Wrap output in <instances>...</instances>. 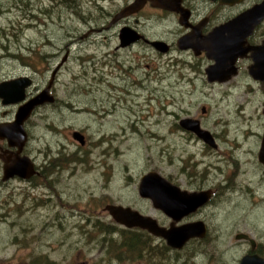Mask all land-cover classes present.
Returning a JSON list of instances; mask_svg holds the SVG:
<instances>
[{
    "label": "rangeland",
    "instance_id": "1",
    "mask_svg": "<svg viewBox=\"0 0 264 264\" xmlns=\"http://www.w3.org/2000/svg\"><path fill=\"white\" fill-rule=\"evenodd\" d=\"M126 2L0 0V80L34 74L33 91L42 89L70 50L55 84L59 106L42 107L32 128L34 146L55 152L60 147V171L30 184L3 180L0 167V264H162L151 252L159 237H146L152 247L140 259L120 261L106 250V234L95 226L125 227L105 210L107 204L131 206L168 226L171 219L139 195L138 181L152 170L183 188L213 189L212 199L188 219L203 220L206 237L173 251V264H239L252 247L249 239L237 238L240 233L255 239L264 253V163L258 158L264 84L245 71L212 84L197 67L203 63L204 69L206 58L147 48L146 58L129 62L132 77L123 72L116 80L124 81L130 93L112 96L108 67L88 64L86 50L97 54L114 44L110 32L92 29L106 26L109 14ZM150 19L145 22L152 32L173 28L170 20ZM139 48L125 52L132 59L143 55ZM11 109L0 104V122ZM189 117L212 133L216 146L181 127ZM73 130L89 137L85 147L74 142ZM100 139L103 144L97 146Z\"/></svg>",
    "mask_w": 264,
    "mask_h": 264
},
{
    "label": "flooded vegetation",
    "instance_id": "2",
    "mask_svg": "<svg viewBox=\"0 0 264 264\" xmlns=\"http://www.w3.org/2000/svg\"><path fill=\"white\" fill-rule=\"evenodd\" d=\"M133 1L134 0H128V2H126V4L123 7H121L117 12H115L114 14H109V16L107 17L108 22L106 26L104 25L100 27L99 29L98 28L92 29L96 31L110 32L112 40L114 41V44L112 46H108L106 50L103 49L97 52V54L94 52V50H92L91 52L86 50V52H88V55H89L88 59L86 60L88 64L96 65L98 63H101L103 66L108 67L109 70H108L106 77L111 79V82L108 84L107 87L110 89L112 96L115 94V92H119L122 94L130 93V88L124 84V81L122 82V84H120V83H116V80L123 74V72H125L126 76L130 78L132 77V73H131L132 66L129 65V62L131 60L139 62L141 58H146L145 51L147 48L152 50L154 53H159V54H166V53L173 51L174 49L179 50L180 52L190 51L195 56H198L199 58H206L205 60L207 62V66L203 69V63H199L197 67L201 68L202 73L206 76V80L212 84L225 83V82L231 81L237 75H239L240 73H243V71H245L248 75L250 74L249 77L256 83L264 84V80L254 78L249 71V67L252 64L256 63V59L258 56L257 55L258 53L255 51V48L258 47L260 48V50L264 51V18H262L254 26L252 32L246 37L245 47L249 46L251 47V50L244 57H239L237 59L236 66L238 67V73L234 75L231 79L225 82H219V81L211 82L208 80L206 69L214 63V60L210 59L207 56L205 51H202L200 54H196L193 47L183 48L179 46L178 44L181 38L187 36V37H190L188 40V43H190L189 46H196L194 45L195 42H199L200 39L210 36V34L214 31V29L217 26L225 24L229 20L239 16L240 14H242L243 12L249 9H252L256 5L262 4L264 0H172V4L176 10H170V9H166L163 7L154 6L151 1H147L144 7L141 8L139 11L128 14L114 22V19L116 18V16ZM187 12L189 13V15L185 19L184 14ZM152 16L156 17L157 19H159L160 17L161 21L170 20L171 21L170 23H173L172 24L173 28L170 27L168 30H166L165 33H159L157 31L152 32L147 27L146 22H145V20L151 21L152 19L150 18H152ZM182 17L184 18L183 22H182ZM124 28H130L135 32V37H134L135 39L133 38L134 40L127 44H124L122 42V39L120 36L121 31ZM158 41L164 42L168 45L167 51L163 52L154 45V43ZM141 46H143L144 48L143 47L141 48ZM133 47H140L139 49L144 51L143 55L140 56L139 53L134 54L132 55V59H131L129 57V54H127V52L125 51ZM69 56H70V50L67 49L65 50L63 57L59 61H57L56 64L54 65L51 71V76L49 75L50 80L45 86L42 87V89L36 88L35 91H33V88L35 86L34 74L30 75V74L24 73V74H18V75H10L0 80V84L4 81L15 80V79H20V78H27L30 80V84L25 88V91H24L25 97L23 100L19 102L5 104L4 99L0 96V104H2L3 107L12 108L11 109L12 115L9 118H6L4 122H0V125L2 124L7 125L9 123H12L13 121L16 120L18 111L20 110L22 106L26 105L27 103L35 99L40 94H44L45 96L44 102L36 105L32 109L30 115L23 122V127H24V131L27 134V139L24 140V143L22 144L21 147H20V143H21L22 138H19V140L15 141V143L13 144L11 143L7 135L5 137L0 135V167L2 170L3 180L5 181L19 180V181H24V182H28L32 184L36 180V178H42V179L47 178L49 175L58 173L60 171V168L62 165L60 147H58V151L55 152L50 146H47V147L34 146L33 140H35L36 137L34 136L32 132V128H34L35 126L33 119L38 118L37 115L39 114V110H41L42 107H49L50 105H54L55 107L59 106L60 100L56 94L55 84L58 81L57 75L59 72H61L64 69L65 63L68 60ZM244 65L246 67H244ZM27 66H30V65L28 64ZM146 66L149 67L150 65L147 64ZM190 68H192L191 71H194L192 64H190ZM87 71H88V74L91 73L90 68L87 69ZM97 78H100V77H96V79ZM124 79L125 78L123 77L122 80ZM133 81L135 82L136 80H133ZM101 82H103V77H101L100 83ZM71 108L73 110L77 109L74 105H72ZM6 113H8V111H6ZM86 113H91V111H87ZM106 120L107 121L105 120L104 121L107 123L111 122V118L108 116L106 117ZM47 125L50 126L49 124ZM119 126L121 127V126H127V125L126 123H121L119 124ZM53 130L56 131V128L53 127ZM73 131H75L74 133H72L74 142L79 143L81 146L85 147L88 144L89 137L87 139V135L86 133L83 132V130H73ZM76 133H80L81 135L84 136V144L80 143V141L77 140V138L75 137ZM109 137H110L109 135L104 136V138H106L105 141L107 142V144L110 139ZM98 141H101V142L97 146H100L103 144L102 139ZM98 141L96 140L95 143ZM106 149L108 150L107 146H106ZM18 158H24L25 162H27L26 163L27 167L30 168L29 170H27V172L32 171L31 175L26 177V176H21V175L16 174L9 178H5L6 168L10 164H12L14 160ZM152 171H155V170H152ZM152 171L144 173L141 176L140 181H138L139 185H140L142 177ZM170 181L174 183L175 185L179 186L183 190H188V191L204 190V189L183 188L182 186H180L178 182H173L172 180ZM139 185H138V191H139ZM205 190H211V189H205ZM212 190L211 192H212V197H213ZM212 197L210 198V200L212 199ZM142 198H145V197H142ZM147 199H150V198H147ZM204 206L199 207L197 211H199ZM138 211L141 212L140 210ZM144 215H147V214H144ZM190 215L185 216L182 219V221L179 222V224L188 222V219L191 218ZM254 253H258L264 257L263 255L264 253L259 251V246L257 242H256L255 250L254 251L250 250L249 252L244 254L242 257H244L245 255L254 254Z\"/></svg>",
    "mask_w": 264,
    "mask_h": 264
},
{
    "label": "water",
    "instance_id": "3",
    "mask_svg": "<svg viewBox=\"0 0 264 264\" xmlns=\"http://www.w3.org/2000/svg\"><path fill=\"white\" fill-rule=\"evenodd\" d=\"M147 1H151L154 6L176 10L172 4V0H134L116 16L114 22L128 14L139 11ZM188 15V12L185 13L184 18L186 19ZM184 18L182 17V22ZM262 18H264V2L243 12L225 24L217 26L210 36L200 39L199 42H195L194 45L196 46H189L188 40L190 37L187 36L181 38L178 44L183 48L193 47L196 54L205 51L207 56L214 60V63L206 69L208 80L211 82H225L238 73V67L236 66L237 59L244 57L251 50V47H245L246 37ZM120 36L122 42L127 44L135 39V32L130 28H124ZM154 45L163 51H167L168 49V45L164 42L158 41ZM255 51L258 53L256 63L249 67V71L254 78L264 80V51L258 47L255 48ZM29 84L30 80L27 78L2 82L0 84V96L4 99V103H14L23 100L25 88ZM44 97V94L38 95L35 99L20 108L15 121L7 125H0V135L4 137L7 135L13 144L19 138H22L21 147L24 140L27 139L23 122L36 105L44 102ZM180 125L185 130L194 132L207 144L216 146L212 133L202 128L198 119L184 118L180 121ZM75 137L80 138L81 134L76 133ZM258 157L259 161L264 163V133ZM26 163L24 158L14 160L6 168L5 178L16 174L26 177L30 176L32 171L27 172L30 168L27 167ZM139 194L142 197L150 198L154 206L171 219L168 226L161 225L156 218L144 215L130 206L107 204L105 210L109 211L112 217L125 227L145 229L154 236L164 239L168 246L174 249H183L192 238L206 237L208 228L203 220L189 221L181 224L179 222L185 216L196 212L199 207L208 203L212 197L211 190H183L159 172L152 171L142 177L139 185ZM237 238L249 239L252 246L251 250H255L256 240L248 234L240 233L237 235ZM240 264H264V257L258 253L248 254L242 257Z\"/></svg>",
    "mask_w": 264,
    "mask_h": 264
},
{
    "label": "trees",
    "instance_id": "4",
    "mask_svg": "<svg viewBox=\"0 0 264 264\" xmlns=\"http://www.w3.org/2000/svg\"><path fill=\"white\" fill-rule=\"evenodd\" d=\"M70 1V0H68ZM100 232L105 233V237L102 240L108 244L109 251L110 249L117 254V258L122 261L128 258L140 259L143 251L152 244L150 239L146 237H152L157 239L158 237L151 235L147 230L136 228H126V227H113L111 225H95ZM117 235V236H116ZM161 242L157 244V247H152L151 252L158 254L162 260V264H173L172 261V252H177V249H174L168 244L165 243V240L160 238ZM111 251V252H112Z\"/></svg>",
    "mask_w": 264,
    "mask_h": 264
},
{
    "label": "bare ground",
    "instance_id": "5",
    "mask_svg": "<svg viewBox=\"0 0 264 264\" xmlns=\"http://www.w3.org/2000/svg\"><path fill=\"white\" fill-rule=\"evenodd\" d=\"M159 50H161V51H163L162 49H159ZM164 52V51H163ZM190 118V117H189ZM194 119V118H193ZM77 140L78 141H80V143H82V144H84V136H82L81 135V137L80 138H77ZM164 176V175H163ZM164 177H166V176H164ZM167 178V177H166ZM168 179V178H167ZM169 180V179H168Z\"/></svg>",
    "mask_w": 264,
    "mask_h": 264
}]
</instances>
